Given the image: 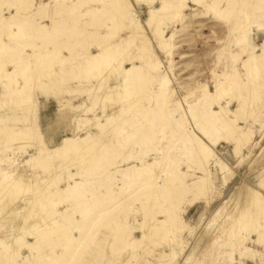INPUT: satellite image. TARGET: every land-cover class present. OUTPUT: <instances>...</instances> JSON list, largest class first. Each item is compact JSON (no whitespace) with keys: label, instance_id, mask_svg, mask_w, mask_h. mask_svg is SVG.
Returning a JSON list of instances; mask_svg holds the SVG:
<instances>
[{"label":"rangeland","instance_id":"374dc122","mask_svg":"<svg viewBox=\"0 0 264 264\" xmlns=\"http://www.w3.org/2000/svg\"><path fill=\"white\" fill-rule=\"evenodd\" d=\"M168 1L0 0V264H264V0Z\"/></svg>","mask_w":264,"mask_h":264},{"label":"bare ground","instance_id":"6f19581e","mask_svg":"<svg viewBox=\"0 0 264 264\" xmlns=\"http://www.w3.org/2000/svg\"><path fill=\"white\" fill-rule=\"evenodd\" d=\"M115 2L118 4V8H117V10H118V12H122V20H124V22H127L128 23V25L127 26H129L130 28L129 29H131L130 30V39H129V42H128V44H126V42H124L125 44H126V46L127 45H130V44H132V40L133 39H135L139 34H141V31H140V28H139V25L138 24H136V23H134L133 22V18L131 19V17H126V15H127V13H126V15H125V11L127 12V9L125 8V7H127L126 6V0H115ZM150 3H151V1H149ZM168 2H171V0H169ZM168 2H166V3H162L161 5H160V7H159V9H151L150 11H149V15L151 16L150 17V19L149 20H153V17L155 16V15H161L162 14V12L166 9V4L168 3ZM126 9V10H125ZM125 16H124V15ZM126 17V18H124V17ZM160 17V16H159ZM155 18V17H154ZM150 22V21H149ZM148 22V23H149ZM134 23V24H133ZM150 24H151V22H150ZM124 25H125V23H124ZM127 26H126V28H127ZM142 41V40H141ZM123 43V42H122ZM121 43V44H122ZM123 43V44H124ZM124 44V45H125ZM119 45V44H118ZM123 45V46H124ZM115 46H117V45H115ZM120 46V45H119ZM118 46V47H119ZM123 46H121L120 47V49L118 48V47H116L117 49H111V48H104L103 46L102 47H99L100 48V50L99 51H101V52H106L107 51V49L108 50H110L111 52H113V53H116V52H121L122 50H123V48H124V50L126 49V47H123ZM147 46V45H146ZM114 47V46H113ZM147 47H150V46H147ZM145 48V47H144ZM151 49V48H150ZM148 50V49H147ZM146 50V51H147ZM110 51H107V55L109 54V53H111ZM145 51V50H144ZM100 52V53H101ZM124 52V51H123ZM118 53H116V54H118ZM122 53V52H121ZM148 53V52H147ZM150 53V52H149ZM153 53V52H152ZM99 56H101L100 54H98ZM97 55V56H98ZM111 55V54H110ZM28 57H30V56H28ZM102 57H105L104 55L102 56ZM107 58L108 57H110L109 55L108 56H106ZM105 57V58H106ZM152 57V56H151ZM150 57V58H151ZM98 58V57H97ZM94 59V58H92V59H94V61L96 60V61H98V59ZM100 58V57H99ZM112 58H114V55H113V57H110V59L111 60H113ZM146 58H148L147 56H146ZM92 59L90 58V60L92 61ZM103 59V58H102ZM151 59H155V58H151ZM99 60H101V59H99ZM106 60V59H105ZM108 60V59H107ZM2 61V60H1ZM90 61V62H91ZM155 61V60H154ZM249 61V60H248ZM101 62V64H99ZM98 64H99V67H101L102 65H104L103 67H105V66H107V64H108V66H109V64L111 63L112 64V62H106V65L105 64H102V61H100ZM104 62V61H103ZM114 62V61H113ZM151 62V61H150ZM255 63L256 64V60L254 61L253 60V58H252V60H250V63ZM94 63H97V62H94ZM90 64V63H89ZM93 66L95 65V66H97L96 64H93V63H91ZM111 64H110V67H111ZM248 64V63H247ZM107 66V67H108ZM113 66H114V63H113ZM248 66V65H247ZM26 67V66H25ZM90 67V66H89ZM98 67V66H97ZM98 67V68H99ZM110 67H108V68H110ZM148 67V66H147ZM97 68V69H98ZM113 68V67H112ZM111 68V69H112ZM90 69V68H89ZM92 69H94V67L92 68ZM91 69V70H92ZM95 69H96V67H95ZM97 69H96V71L95 72H97ZM107 69V68H106ZM105 68H103L102 70L101 69H99V71L101 70V71H104V70H106ZM115 69V68H114ZM117 69V68H116ZM115 69V70H116ZM119 69V68H118ZM114 70V71H115ZM121 70V69H120ZM120 70H118L119 72H120ZM90 71V70H89ZM94 71V70H93ZM106 71H110V70H106ZM117 71V70H116ZM90 72H92V71H90ZM129 72L130 71H128V70H121V73H122V75L124 76L123 77V83L122 84H120V86L122 87L123 85H124V87L122 88V89H126L127 88V86H128V84L131 82V80L128 78V74H129ZM249 72V71H248ZM92 73H94V72H92ZM107 74L109 73V72H106ZM105 73V71H104V74H106ZM112 73V72H111ZM96 74H98V72L97 73H95V75ZM99 75V74H98ZM101 75H103V74H101ZM109 75V74H108ZM102 77V76H101ZM100 78V77H99ZM99 78H98V80H99ZM101 79V78H100ZM102 80V79H101ZM105 80V78L102 80V81H104ZM98 82L97 84V86H98V88H99V90L101 91L102 89H103V86L105 85V83H103V82ZM226 84V83H225ZM224 85V84H223ZM107 88V87H106ZM121 89V90H122ZM94 90H96V89H94ZM107 90V89H106ZM109 90V89H108ZM117 90V89H116ZM127 90V89H126ZM97 92H98V90H96ZM103 91V90H102ZM166 91H168V90H166ZM203 91H204V89H203ZM103 92H105V91H103ZM113 92V91H112ZM115 92V91H114ZM113 92V93H114ZM123 92H125L126 93V91L124 90ZM164 92V91H163ZM101 93V92H100ZM113 93H112V97H113ZM116 93V92H115ZM120 92H118V94H119ZM124 93V94H125ZM203 94L205 93L206 94V91H204V92H202ZM99 94V93H98ZM102 94V93H101ZM101 94H99V95H101ZM107 94V93H106ZM126 95V94H125ZM128 95V94H127ZM216 95V94H215ZM253 95V94H252ZM95 96V95H94ZM104 96V95H103ZM110 96V95H109ZM116 96H118V95H116ZM120 96V95H119ZM118 96V97H119ZM219 96V95H218ZM102 97V96H101ZM121 97H122V95H121ZM121 97H120V99H121ZM128 97V96H127ZM117 98V97H116ZM126 98V97H125ZM124 98V99H125ZM98 99V98H97ZM102 99H103V97H102ZM110 99V98H109ZM112 99V98H111ZM113 99H115V98H113ZM95 100V99H94ZM101 100V99H100ZM99 100V101H100ZM168 100V99H167ZM106 101V100H105ZM95 102V101H94ZM96 102H98V101H96ZM103 103V102H102ZM130 103V102H129ZM139 103V102H138ZM128 106H130V105H128ZM131 107V106H130ZM201 107V106H200ZM129 108V107H128ZM118 109V108H117ZM136 108H135V106H134V110H135ZM101 110H102V108H101ZM103 110H104V108H103ZM129 111H130V109H128ZM103 112V111H102ZM105 113V112H104ZM103 113V114H104ZM108 114V113H107ZM214 115H215V120H216V122H217V126L216 127H218V128H215V130L214 131H212V133H211V131H208V130H205L203 127H197V129H198V132L199 133H201L206 139H212V137H215V138H213L214 140H215V142L214 143H216L218 140H220V139H222L223 137H227V134H228V127H227V122H226V120H225V112H224V108L223 107H221L220 108V111L219 112H217V113H214ZM232 117V116H231ZM163 118V117H162ZM221 127V128H220ZM102 130V129H101ZM234 130V129H233ZM233 130H231V131H233ZM104 131V130H103ZM102 132V131H101ZM31 135H33V131L31 132ZM30 135V136H31ZM199 135V134H198ZM204 138V139H205ZM218 138V139H217ZM243 138V137H242ZM246 138V137H245ZM99 139H100V137H99ZM240 139V138H239ZM98 140V139H97ZM100 140H102V139H100ZM100 140H98L99 141V143H100ZM213 140V141H214ZM243 140H244V138H243ZM87 141V140H86ZM92 142V141H91ZM107 142V141H106ZM239 142V141H238ZM237 142V143H238ZM84 143V142H83ZM241 143V142H240ZM86 144V143H85ZM78 145H80V144H78ZM84 145V144H83ZM85 146V145H84ZM238 146V148H239V144L237 145ZM236 146V147H237ZM235 147V149H237L238 150V148H236ZM197 160L199 161V162H201V164L203 165V167L206 165V163L208 162V160L210 159V156H211V154H210V151H209V149H206V148H204V147H202V145L199 147V149H198V152H197ZM63 158V157H62ZM52 159V158H51ZM65 159V158H64ZM83 159V158H82ZM36 160V159H35ZM90 160V159H89ZM81 161V160H80ZM65 162H67V161H65ZM64 162V163H65ZM41 163H43V162H41ZM70 163V162H69ZM80 163V162H79ZM74 164V163H73ZM35 165V164H34ZM74 165H76V164H74ZM73 165V166H74ZM77 166V165H76ZM158 166V165H157ZM64 168V167H63ZM205 168V167H204ZM203 168V169H204ZM66 171V170H65ZM81 172H82V170H81ZM204 172L205 173H207V171H206V169H204ZM17 180V179H16ZM17 182V184H18V181H16ZM27 182V181H26ZM30 182V181H29ZM19 183H20V181H19ZM47 183V182H46ZM50 183H52V181L50 182ZM49 184V183H48ZM28 185V187L31 185V184H27ZM46 185V184H45ZM207 185H208V183L205 181V180H202V182L200 181V182H198V183H195L194 184V186H193V188H194V192H195V194L198 196V195H203L204 193H205V189H206V187H207ZM47 186V185H46ZM25 187H26V185H25ZM83 187V186H82ZM26 190H27V188H25ZM81 189V188H80ZM246 190V189H245ZM75 192H76V190H74ZM78 191V190H77ZM56 192H58V194L61 192H59V191H57L56 190ZM63 192V191H62ZM128 192V191H127ZM249 192H251V190L249 191ZM42 194H43V190H42V192H41ZM65 193V192H64ZM247 193V192H246ZM252 193H253V191H252ZM255 193V192H254ZM253 193V194H254ZM62 194V193H61ZM61 194H59V195H61ZM246 195V194H245ZM247 195H249L248 193H247ZM247 195H246V197H247ZM250 195H252L251 193H250ZM246 197H244V198H246ZM249 197H251V196H248V198H247V200L249 199ZM252 197H253V195H252ZM254 197H255V195H254ZM39 198V197H38ZM40 198H41V195H40ZM67 199V198H66ZM251 199V198H250ZM249 199V200H250ZM257 199V200H256ZM38 200V199H37ZM43 200V199H42ZM247 200H245V202L247 201ZM262 200L263 199H259L257 196H256V198L255 199H253V201H251L252 203L254 202V203H256L257 201H258V203L260 204L261 202H262ZM39 203V202H38ZM248 202H246L245 204H247ZM42 204V203H41ZM43 204H44V200H43ZM249 204V203H248ZM247 204V205H248ZM251 204V203H250ZM249 204V205H250ZM257 204V203H256ZM45 205V204H44ZM246 205V208H249V205L247 206ZM254 205V204H253ZM258 205V204H257ZM256 205V206H257ZM264 205V204H263ZM262 205V206H263ZM42 206V205H41ZM52 206L53 205H51V207L49 208V209H51L52 208ZM44 207V206H43ZM43 207H41V209L43 208ZM49 207V206H48ZM48 207L46 208L47 210L46 211H48L49 209H48ZM258 207V206H257ZM260 207H258V210H263L264 208H262V209H259ZM29 209V208H28ZM53 209V208H52ZM51 209V210H52ZM251 209H254V207H252ZM250 209V210H251ZM43 210V209H42ZM44 210H45V208H44ZM256 210V209H255ZM54 212H55V210H53ZM252 212L254 211V210H251ZM167 212V211H166ZM256 212V211H255ZM254 212V213H255ZM50 212L48 211V214H49ZM70 213V212H69ZM45 214H47V213H45ZM56 214V213H55ZM57 214H59L58 212H57ZM56 214V215H57ZM255 214H257V212L255 213ZM261 214V213H260ZM260 214H258V215H260ZM30 215H31V213H30ZM264 215V214H263ZM29 216V215H28ZM45 216V215H44ZM49 216L50 215H48V217L47 218H49ZM54 218H55V215H52ZM58 216V215H57ZM26 217V216H25ZM46 217V216H45ZM51 217V216H50ZM27 218V217H26ZM47 218H46V220H47ZM52 218V217H51ZM54 218H52V219H54ZM29 219H31V218H29ZM55 219H57V218H55ZM54 219V220H55ZM31 220H33V219H31ZM37 222H38V219H35ZM53 220V221H54ZM23 221V220H22ZM25 221V220H24ZM34 221V220H33ZM36 221H34V223L36 222ZM41 221V220H40ZM39 221V222H40ZM48 221H51L50 219H48ZM26 222V221H25ZM27 222H29V221H27ZM31 222V221H30ZM46 222V223H45ZM49 223H51V222H49ZM29 224V223H28ZM31 224H33V222L31 223ZM36 224V223H35ZM44 224H48V222L47 221H45L44 220ZM53 224H55V222L53 223ZM52 224V225H53ZM162 224V226H161V228H162V230L165 232V234L167 235V237H168V242H170L172 245H173V247L176 245V242L178 241V232H179V229H178V222H177V216H176V214H173L172 212H167L166 213V220L164 221V222H162L161 223ZM179 224H180V222H179ZM23 225V224H22ZM24 225L26 226V224L24 223ZM51 225V224H50ZM24 226V227H25ZM31 226V225H30ZM48 226V225H47ZM58 226V225H57ZM180 226H181V224H180ZM27 228L29 227V225L28 226H26ZM41 227V226H40ZM29 228H31V227H29ZM28 228V229H29ZM43 228V227H42ZM60 228V227H59ZM181 228H182V226H181ZM19 229V228H18ZM21 229V228H20ZM26 229V228H25ZM27 229V230H28ZM29 230H31V229H29ZM33 231V230H32ZM31 231V232H32ZM57 231V230H56ZM81 231V230H80ZM30 232V231H29ZM30 232V233H31ZM34 232V231H33ZM75 232V231H74ZM17 234V233H16ZM26 234H28V233H26ZM32 234V233H31ZM31 234H29V235H31ZM36 234V233H35ZM35 234H33V235H35ZM43 235V234H42ZM16 237H17V235H15ZM26 236V235H25ZM28 236V235H27ZM32 236V235H31ZM21 237V236H20ZM45 238V237H44ZM10 239V238H9ZM11 239H13V237L11 238ZM10 239V240H11ZM40 239V238H39ZM20 240H24V238L23 237H21L19 240H17V241H15L13 244H15L17 247H18V245H19V248H24V247H26L27 249H29L30 251L31 250H37L36 252H38V250H39V247L40 246H42L41 244L40 245H38L39 244V241H35V243H33V244H28V243H25V242H23L22 244H20L19 242H21ZM5 241V240H4ZM14 241V240H13ZM18 242V243H17ZM43 242L44 241H42V244H43ZM9 243H11L10 241H9ZM8 243V244H9ZM45 243V242H44ZM136 243V242H135ZM180 243V242H179ZM179 243H177V246H178V244ZM4 244H6V242H4ZM170 244V245H171ZM44 246H47V245H44ZM9 247V246H8ZM7 247V248H8ZM11 247V246H10ZM16 247V248H17ZM43 247V246H42ZM13 248V247H12ZM19 248H17V249H19ZM41 248V247H40ZM2 249V248H1ZM10 249L11 248H9V252H10ZM43 249V248H42ZM178 249V248H177ZM12 250V249H11ZM16 250V249H15ZM14 250V251H15ZM173 250H175L174 248H173ZM0 251H2V250H0ZM5 250H3V252H4ZM16 251H20V250H16ZM44 251V250H43ZM8 252V254H7V256L5 257L6 258V262H5V264H18V263H16V257H15V253H12V252H10L9 253ZM18 252L16 253V254H18ZM41 252V251H40ZM43 253V252H42ZM172 253H173V251H172ZM3 254V253H2ZM5 254V253H4ZM41 254V253H40ZM6 255V254H5ZM42 255V254H41ZM175 255V254H174ZM43 256V255H42ZM4 257V256H3ZM18 257V256H17ZM64 257V256H63ZM2 257H0V261L2 260L1 259ZM4 258V259H5ZM3 259V260H4ZM27 260V259H26ZM54 260V262L52 261V263L53 264H58V262H60L59 260H57V259H53ZM28 262H30L29 260H28ZM27 261H23L21 264H29ZM2 263H3V261H2ZM63 264H66V263H63ZM172 264V263H171Z\"/></svg>","mask_w":264,"mask_h":264}]
</instances>
